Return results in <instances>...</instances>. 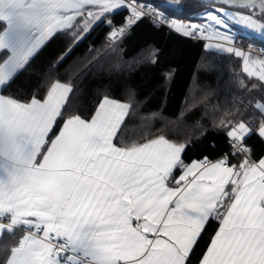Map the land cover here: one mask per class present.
Returning <instances> with one entry per match:
<instances>
[{"label": "snow or ice", "instance_id": "6c2138e0", "mask_svg": "<svg viewBox=\"0 0 264 264\" xmlns=\"http://www.w3.org/2000/svg\"><path fill=\"white\" fill-rule=\"evenodd\" d=\"M217 3L205 24L170 23L183 35L222 41L215 47L243 57L244 71L264 82V59L236 49L243 38L230 32L235 24L264 39V0ZM122 6L131 15L113 39L146 14L135 0H0V51L9 53L0 61V88L51 36L68 32L78 42L94 23L111 25L106 14ZM72 92L55 81L42 99L0 95V237L24 231L4 264H188L212 218L220 226L201 264H264V159L189 166L185 145L164 136L117 144L131 105L104 97L90 119L65 117ZM255 107L264 117V101ZM250 133L241 121L228 135L235 147ZM258 134L264 137V119Z\"/></svg>", "mask_w": 264, "mask_h": 264}, {"label": "trees", "instance_id": "16d2710c", "mask_svg": "<svg viewBox=\"0 0 264 264\" xmlns=\"http://www.w3.org/2000/svg\"><path fill=\"white\" fill-rule=\"evenodd\" d=\"M137 2L145 10L154 7L169 20L183 24H192V15L202 8L220 6L198 0H180L179 5L172 0ZM129 10L126 6L106 14L111 25L107 20L100 21L78 42L68 32H57L1 89V94L22 101L33 95L42 99L50 85L60 81L73 87L65 117L90 119L104 97L131 105L114 139L117 144L144 143L164 136L185 145L181 154L185 165L227 158L228 165L238 166L246 156L253 162L261 159L264 140L256 130L264 117L255 104L264 101V82L243 73L242 58L234 52L206 48L205 41H194L147 15L114 41L111 33L125 26ZM242 38L235 41V48L264 47V43ZM7 55L1 52L0 61ZM241 121L251 128L243 141L250 151L231 153L228 133ZM61 126L62 122L57 124L56 133ZM181 171H175L176 178ZM219 225L215 218L206 223L188 264L200 263ZM23 235L17 230L0 237V264Z\"/></svg>", "mask_w": 264, "mask_h": 264}, {"label": "built area", "instance_id": "2783aa9c", "mask_svg": "<svg viewBox=\"0 0 264 264\" xmlns=\"http://www.w3.org/2000/svg\"><path fill=\"white\" fill-rule=\"evenodd\" d=\"M131 2V0H126V4ZM135 4L136 5H141L137 2V0H135ZM215 7H219V6H215ZM214 8V5L212 6H209V7H206V8H202V10L198 11L197 13L193 14L192 15V18L194 19V21H192V24H197V25H202V24H205L206 21H205V14L212 10ZM145 11V15L149 16L155 23L157 24H163L165 25L168 29H173L174 27L171 25V21H175L173 19L169 20V18L164 15V17L166 19H164L163 21L160 20V19H157L154 15V13H161V12H158L156 11L155 9H153L152 7H149V9H144ZM131 15V9L129 11V13L127 14V19L130 17ZM177 22V21H176ZM114 29H117V28H114ZM230 32L237 36V37H244V38H248V39H252V40H255L257 42H260V43H264V39H261L259 36H257L254 32L246 29V28H243V27H240L238 25H235L233 24L231 26V29H230ZM186 36V35H184ZM122 36H118L116 39H113L114 41H117L121 38ZM190 39L194 40V41H210V42H219L221 43V41H218L216 40L215 38L213 39H206L204 38L203 36H201L199 33L196 35V36H188ZM251 51H253V53L257 54V55H260L262 57H264V47L263 46H258L257 48H254V47H250ZM249 49V50H250ZM250 51V52H251ZM228 144L231 146L232 150H231V153H235V152H239V147H244L243 144L242 145H237V146H233L234 145V141L232 139H228ZM223 160H226L227 161V158H224ZM228 165V163H227Z\"/></svg>", "mask_w": 264, "mask_h": 264}, {"label": "crops", "instance_id": "0c3cea01", "mask_svg": "<svg viewBox=\"0 0 264 264\" xmlns=\"http://www.w3.org/2000/svg\"><path fill=\"white\" fill-rule=\"evenodd\" d=\"M125 7H126V6H123V8H125ZM123 8L121 7V8L118 9V10H121V9L123 10ZM118 10H116V11H118ZM99 22H100V21H99ZM99 22H97V24H98ZM51 37H52V36H51ZM51 37H50V38H51ZM50 38H49V39H50ZM49 39H47V40H49ZM47 40H46V42H47ZM46 42H45V43H46ZM45 43H44V44H45ZM44 44H43V45H44ZM43 45H42V46H43ZM42 46H41V47H42ZM226 46H227V45H226ZM41 47H40V48H41ZM40 48H39V49H40ZM39 49H38V50H39ZM236 49L242 50V51H244L245 53H249V55H250L251 58H253V59H259V58H262V56L258 57V55L254 54V53H252V52H249V50H244V49H242V48H240V47H239V48H236ZM38 50H37V51H38ZM37 51H36V52H37ZM1 52H3V51H0V53H1ZM8 55H9V53H8ZM241 58H242V57H241ZM241 60H242V65H243V70H244V68H245V60H244V58H242ZM249 67H251V65H249ZM243 73H246V72L243 71ZM246 74H247V73H246ZM247 75H248V74H247ZM255 78H256V77H255ZM2 88H3V87H2ZM2 88H0V95H2V94H1V89H2ZM102 100H103V99H102ZM102 100H101V101H102ZM121 103H123V102H121ZM98 105H99V104H98ZM95 111H96V110H95ZM94 113H95V112H94ZM94 113H93V114H94ZM126 116H127V115H126ZM89 118H91V117H89ZM124 118H125V117H124ZM259 127H260V126H259ZM259 127H258L257 130H256V133H257V134H258ZM57 133H58V132H57ZM258 135H259V134H258ZM259 136H260V135H259ZM260 138H262V139L264 140V137H261V136H260ZM261 159H264V155L261 157ZM221 160H222V159H221ZM221 160H220V161H221ZM259 160H260V159H259ZM259 160H258L257 162H254V163H258ZM202 161H203L205 167H208L210 164L217 163L219 160H218V161H214V162H209V163H207V162L204 161V160H202ZM202 161H195V163H200V162H202ZM250 161H251V160H250ZM251 162H253V161H251ZM193 163H194V161L188 163L187 165L190 166V165H192ZM227 166H232V165H227ZM181 174H182V171H181V173L178 175L177 179L179 178V176H180ZM218 221H219V220H218ZM219 224H220V221H219ZM219 226H220V225H219ZM218 229H219V228H218ZM22 231H23V230H22ZM217 231H218V230H217ZM217 231H215V232H217ZM23 233H24V231H23ZM213 237H214V236H213ZM202 258H203V257H202ZM202 258H201V260H202ZM199 264H201V261H200Z\"/></svg>", "mask_w": 264, "mask_h": 264}, {"label": "rangeland", "instance_id": "374dc122", "mask_svg": "<svg viewBox=\"0 0 264 264\" xmlns=\"http://www.w3.org/2000/svg\"><path fill=\"white\" fill-rule=\"evenodd\" d=\"M212 4H216V3H212ZM95 25H97V22L96 23H94L93 24V26L92 27H94ZM91 27V28H92ZM175 29V28H174ZM176 30V29H175ZM177 31V30H176ZM177 32H179V31H177ZM179 33H181V32H179ZM205 43H206V48H211V49H217V50H220V49H218L217 47H215V45L217 44V43H219V42H210V41H205ZM221 43H223L222 41H221ZM209 45H211V47H209ZM243 58V57H242ZM259 59H264V57H262V58H259Z\"/></svg>", "mask_w": 264, "mask_h": 264}, {"label": "water", "instance_id": "95a60500", "mask_svg": "<svg viewBox=\"0 0 264 264\" xmlns=\"http://www.w3.org/2000/svg\"><path fill=\"white\" fill-rule=\"evenodd\" d=\"M200 2H203V3H216L217 4V0H198Z\"/></svg>", "mask_w": 264, "mask_h": 264}, {"label": "bare ground", "instance_id": "6f19581e", "mask_svg": "<svg viewBox=\"0 0 264 264\" xmlns=\"http://www.w3.org/2000/svg\"><path fill=\"white\" fill-rule=\"evenodd\" d=\"M158 4V3H157ZM122 8H123V6H122ZM147 9V8H146ZM153 9H155L154 7H153ZM159 10V9H158ZM157 10V11H158ZM130 11V10H129ZM165 15V14H164ZM146 16V15H145ZM170 19V18H169ZM238 40V39H237ZM235 44V43H234ZM231 152V151H230ZM237 153V152H236ZM223 160V159H222ZM220 161V160H219ZM203 162V161H202ZM207 162V161H206ZM209 163V162H208ZM241 163V162H240ZM239 164V163H238Z\"/></svg>", "mask_w": 264, "mask_h": 264}]
</instances>
